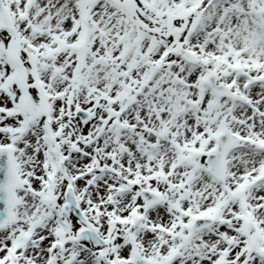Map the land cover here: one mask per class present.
<instances>
[{"label": "snow or ice", "instance_id": "1", "mask_svg": "<svg viewBox=\"0 0 264 264\" xmlns=\"http://www.w3.org/2000/svg\"><path fill=\"white\" fill-rule=\"evenodd\" d=\"M0 264H264V0H0Z\"/></svg>", "mask_w": 264, "mask_h": 264}]
</instances>
